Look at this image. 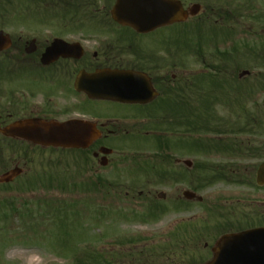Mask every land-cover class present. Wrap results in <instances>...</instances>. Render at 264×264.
Listing matches in <instances>:
<instances>
[{"label": "flooded vegetation", "instance_id": "obj_1", "mask_svg": "<svg viewBox=\"0 0 264 264\" xmlns=\"http://www.w3.org/2000/svg\"><path fill=\"white\" fill-rule=\"evenodd\" d=\"M255 1L243 0L241 6L232 8L229 0H29L34 8L42 5L56 16L12 23L21 26L16 32L9 31L10 23L0 28L8 37L0 50V127L33 118L76 125L87 122L99 131V136L86 148L33 147L92 154V159L75 167L87 175L88 192L116 194L125 187L126 202H140L144 207L156 206L155 198L160 194L138 188L141 179L155 175L152 169H146L151 163L160 164L163 188L191 185L197 194L201 184L250 180L245 178L244 159L260 157L264 162V148L242 145V140L235 139L228 141L229 146L223 145L224 131L211 133L216 136L210 139L219 147L202 151L206 161L198 159L201 152L193 111L199 105L223 106L224 90L235 92L234 100L238 102L235 66H213L221 58L215 49L192 54L189 44H181L182 54H176L173 31L187 33L188 28L223 26L221 23L227 21L232 33L231 25L239 19L231 15L238 8L245 10L251 22L263 23L264 5L258 0L256 6ZM172 12H183L185 20L171 23L166 18H152ZM127 18L138 20V27L118 21ZM259 32L264 34V25ZM228 42L233 45L231 39ZM198 46L203 50L206 45ZM230 55H234L233 49ZM191 56L199 58L205 68L193 71ZM130 82H134L135 91H120ZM255 84L264 86V74L257 76ZM137 137L157 145L159 153L134 154ZM4 140L25 142L0 132V143ZM104 148H112L113 153L104 156ZM117 150L125 153L115 156ZM5 162L0 148V175L7 171L3 169ZM208 172L222 178L203 180ZM60 175L62 172L54 174L55 190L62 182ZM242 200L244 220H225L219 229L202 228L196 223L198 216L192 221L189 211L195 208L192 205L203 204L204 197L172 201L182 206L186 250L198 251L196 258L191 254L190 264L211 263L224 235L250 229L254 223L249 221L251 201L247 196ZM261 206L259 216L263 220L258 218L256 222H264V201ZM240 221H246L247 227ZM230 256L231 261L236 257Z\"/></svg>", "mask_w": 264, "mask_h": 264}, {"label": "rangeland", "instance_id": "obj_2", "mask_svg": "<svg viewBox=\"0 0 264 264\" xmlns=\"http://www.w3.org/2000/svg\"><path fill=\"white\" fill-rule=\"evenodd\" d=\"M12 1L10 3L12 5L0 2V28L10 23L9 31L11 32H16L21 27L13 26L12 23L40 21L48 18L49 15L56 16L54 12L45 10L22 13L20 0ZM23 1L25 3L28 0ZM221 1L227 2V0ZM241 1L243 0H229V5H232V8L241 6ZM261 3L264 5L262 0ZM255 5H258V0L255 1ZM7 8V11L1 10ZM262 11L264 12V8ZM231 16L239 19L236 20V24L231 25L232 30L235 31L231 37L227 21L221 23L223 26L214 24L200 29L188 28L189 35L182 30L179 31L182 34L174 37L177 31H173L176 54H182L181 44L188 45V40H197L200 35L206 45L202 53L204 50L214 51L211 46H208L210 42L214 43L218 49L229 50L227 41L229 38L233 40V44L240 46L257 43L258 50L260 48L264 51V36H259V30L264 22L257 24L251 22L248 14L241 8H238L237 13L233 12ZM199 44L200 42H197V45ZM196 52L193 51L192 54ZM247 56L250 57L242 62L238 61L241 64L238 70L251 69L253 72L243 79L237 78L238 75H236L238 102L234 100L235 92L224 90L225 104L218 108H211L213 113L219 115L224 122H229L226 124L229 128L238 127L239 120L243 123L246 114L241 113L242 109L245 108L250 114L259 112L260 119L257 124L260 126L255 132L241 134L230 132L224 136L226 140H242L244 145L249 144L263 149L264 91L261 89L257 91L258 87H253L257 91L255 99L248 100L245 98L244 86L246 88L253 86L257 76L264 74V65H262L264 62L257 61L250 54ZM227 65L235 66V60L229 61ZM201 68H205L202 61L196 56H191V69L194 71ZM213 135L199 132L197 137L206 142L208 137L213 138ZM135 139H137L135 146L138 147L134 150V154L155 156L159 153L151 141L140 137ZM0 148L6 160L4 170L13 169L16 164L24 169V174L13 183L0 186V264H87L84 254L97 251L114 264H190L191 254L196 258L198 251L188 252L183 243L184 228L183 225H178L183 214L181 211L172 210L177 205L172 201L179 202L183 197V191L191 189V185L163 188L159 175L145 177L141 179L138 188L145 192L151 190L155 195L163 191L167 194V199L161 200L157 196L155 200L162 204L161 206L144 207L140 202L132 204L126 202L125 187L122 188L121 193L116 194L89 193L85 186L88 180L87 175L79 172L82 168L76 169L75 166L79 168L85 160L92 159L90 153L40 149L26 142L22 144L11 140L2 141ZM117 151L118 154L115 156H122L125 153L124 150ZM198 159L201 162L206 161L203 153L199 154ZM261 160L260 157L244 159V166L247 167L245 170L251 169L255 172ZM68 166L69 168L66 169ZM58 171H69V180L65 181L67 177L65 173H62L65 180L61 178L64 182H59V189L55 190L51 179L52 175ZM252 175L251 173L250 176ZM64 183L68 186L67 188L64 187ZM199 194L204 197V203L192 205L195 208H191L189 214L199 217L196 223L201 224L202 228L205 227V223L215 227L218 222L221 223L224 220H234L237 217L239 220H244L241 214L245 211V208L241 206L244 196L254 200L255 204L248 205L249 221L256 222L258 218L263 220L260 217L263 211L260 201L264 199V187H259L255 179L232 184L225 182L205 184ZM211 206L220 208L222 216L212 215L211 217L209 211ZM233 210L236 212H232ZM161 213L165 214L159 216L158 214ZM156 218L158 219L154 220ZM240 222L245 228L247 227L246 221ZM256 224H264V222H256L253 225ZM221 227L223 226L220 224L215 229ZM174 231L178 239L176 237L171 239L169 234ZM199 252L203 255L204 250Z\"/></svg>", "mask_w": 264, "mask_h": 264}, {"label": "water", "instance_id": "obj_3", "mask_svg": "<svg viewBox=\"0 0 264 264\" xmlns=\"http://www.w3.org/2000/svg\"><path fill=\"white\" fill-rule=\"evenodd\" d=\"M173 10V9H172ZM181 14L171 13L169 16H165L167 19H171L172 22L179 21ZM157 18V16H155ZM124 24L135 25L134 19L127 18V20H120ZM7 37L4 36L3 31H0V50L1 47L5 45ZM249 73L248 71L243 72L242 75ZM4 134L13 135L18 137H24L25 139L42 145H61L67 146H87L89 144L88 140L92 136V131L81 126H75L72 124H60L53 122H43L41 120H23L22 122L12 123L11 126L6 127L2 130ZM22 169L19 167L12 171H9L0 177V183L10 182L14 180V177L19 175ZM257 181L260 185H264V163L260 165ZM185 196L187 198L193 197L194 194L191 192H186ZM249 237H251L252 243V254L253 263L247 259V261H242L241 264H264V228H256L255 230H250V235L244 236L241 242L236 245L237 249L241 244H244V248L249 249ZM244 249H241L243 251ZM222 260V261H221ZM226 259H217L215 264H226Z\"/></svg>", "mask_w": 264, "mask_h": 264}, {"label": "trees", "instance_id": "obj_4", "mask_svg": "<svg viewBox=\"0 0 264 264\" xmlns=\"http://www.w3.org/2000/svg\"><path fill=\"white\" fill-rule=\"evenodd\" d=\"M2 2H9L10 0H1ZM241 52V48H239L238 46L236 48H234V59H235V66H238L239 65V62L238 61H242V57L241 56H244ZM198 128H201L200 130L204 129L205 126L203 125H200L198 124L197 125ZM88 259L93 262L91 264H111L110 261H108L106 259V256L103 255L102 253H95V255H92L90 258L88 257ZM89 260H86V261H89ZM85 262V261H83ZM89 264V263H87Z\"/></svg>", "mask_w": 264, "mask_h": 264}]
</instances>
